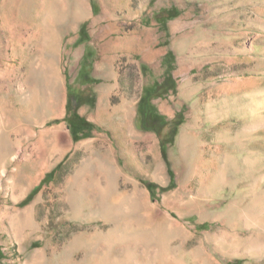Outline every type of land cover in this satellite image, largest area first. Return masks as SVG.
Returning <instances> with one entry per match:
<instances>
[{
  "label": "rangeland",
  "instance_id": "374dc122",
  "mask_svg": "<svg viewBox=\"0 0 264 264\" xmlns=\"http://www.w3.org/2000/svg\"><path fill=\"white\" fill-rule=\"evenodd\" d=\"M0 264H264V0H0Z\"/></svg>",
  "mask_w": 264,
  "mask_h": 264
},
{
  "label": "trees",
  "instance_id": "16d2710c",
  "mask_svg": "<svg viewBox=\"0 0 264 264\" xmlns=\"http://www.w3.org/2000/svg\"><path fill=\"white\" fill-rule=\"evenodd\" d=\"M167 83L163 85L155 83L153 87H148L144 90L143 96L140 98L137 106V127L142 132L154 133L159 138V145L161 150V157L167 166V172L172 180L174 174L170 168V163L167 158V149L172 145L173 138L176 135L180 121L175 118L172 121L166 120L162 115L153 112V105L151 104L154 98L165 93L168 90H172L171 87H166ZM163 86V87H162ZM78 93L75 89L68 87L67 89V102H66V116L64 122L67 129L71 132L74 141H78L85 136L91 129L92 125L77 113L80 103L77 101ZM169 126V129H165ZM43 182V181H42ZM153 189L156 186L148 184ZM37 188L33 189L30 195L24 200L23 204L29 202L31 196L35 193Z\"/></svg>",
  "mask_w": 264,
  "mask_h": 264
},
{
  "label": "crops",
  "instance_id": "0c3cea01",
  "mask_svg": "<svg viewBox=\"0 0 264 264\" xmlns=\"http://www.w3.org/2000/svg\"><path fill=\"white\" fill-rule=\"evenodd\" d=\"M190 63L192 64V66H194L195 63H192V61L190 60ZM200 88H203V86H200ZM180 90H182L180 92L181 95H183L182 97V101L184 105H192V104H197L198 100L201 98L200 94L198 93L199 89L198 87L193 86L192 82L184 84L183 88H181ZM203 104H205V102H202ZM199 104V103H198Z\"/></svg>",
  "mask_w": 264,
  "mask_h": 264
}]
</instances>
